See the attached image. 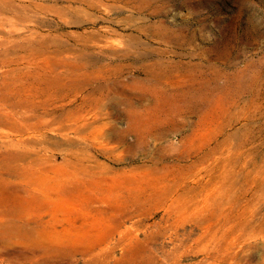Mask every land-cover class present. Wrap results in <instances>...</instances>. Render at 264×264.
<instances>
[{
  "label": "rangeland",
  "instance_id": "374dc122",
  "mask_svg": "<svg viewBox=\"0 0 264 264\" xmlns=\"http://www.w3.org/2000/svg\"><path fill=\"white\" fill-rule=\"evenodd\" d=\"M5 2L0 264H264V0Z\"/></svg>",
  "mask_w": 264,
  "mask_h": 264
},
{
  "label": "bare ground",
  "instance_id": "6f19581e",
  "mask_svg": "<svg viewBox=\"0 0 264 264\" xmlns=\"http://www.w3.org/2000/svg\"><path fill=\"white\" fill-rule=\"evenodd\" d=\"M8 12H10V3L9 2H5V0H0V13H5V14H7ZM5 18V17H4ZM10 20V19H9ZM45 37V36H44ZM46 39H48V37H46ZM54 39V38H53ZM45 40V39H44ZM43 40V41H44ZM56 40V39H55ZM47 41V40H46ZM59 42V41H58ZM53 43H54V41H53ZM55 44V43H54ZM59 44V43H58ZM43 46V45H42ZM46 48V47H45ZM39 50H37V52H38ZM41 51V50H40ZM43 51V50H42ZM44 52V51H43ZM4 111H3V109H2V107H1V105H0V116H2V113H3ZM3 117V116H2ZM2 117H0V118H2ZM4 118V117H3ZM1 120V119H0ZM5 146V148L4 147H2V145L0 144V189H2V188H4L7 184L9 185V183H10V178L9 177H7L6 175H9V176H14V175H16V174H13V171L12 170H10V152H8V149L7 148H9L10 147V143H7V144H5L4 145ZM66 163H69V161L68 162H66ZM35 169V166H33V165H31V166H28V167H26V170H25V172L27 173V174H29V178H28V180L26 181V183L28 184L27 186L28 187H25V188H23V189H18V191H20V192H25V191H28V190H30V188H31V183L32 184H35V180L33 179V176H31L30 175V173L31 172H33V170ZM41 170V169H40ZM26 175V174H25ZM20 176V175H19ZM82 183H86V181H83L82 180ZM63 189V188H62ZM20 196L22 197L23 195L20 193ZM130 197L133 199V200H136V195L132 192H130ZM8 212H10V211H8L7 210V212L6 211H4V212H0V216H1V218H3V217H5V216H7L8 215ZM10 214V213H9ZM1 221V220H0ZM6 221V220H5ZM2 222H4V221H2ZM10 222V221H9ZM8 222V223H9ZM6 224V223H5ZM4 223H3V225H5ZM13 224V223H12ZM15 224V223H14ZM13 224V225H14ZM3 225L1 226V227H3ZM16 225V224H15ZM12 226V225H11ZM17 226V225H16ZM16 226H15V228H16ZM19 226V225H18ZM17 226V227H18ZM21 226V225H20ZM22 226H24V225H22ZM21 226V227H22ZM4 228H6L5 226H4ZM8 228V227H7ZM13 228V227H12ZM19 228V227H18ZM26 228V227H25ZM1 229V228H0ZM9 229H11L10 228V225H9ZM17 229V228H16ZM20 229V228H19ZM18 229V230H19ZM24 229V228H23ZM27 229V228H26ZM6 230H8V229H6ZM6 230H4L3 229V231L2 232H6ZM13 230V229H12ZM15 230V229H14ZM13 230V231H14ZM17 230V232L16 233H18L19 231ZM21 230V229H20ZM28 230V229H27ZM22 231H25V230H22ZM32 231V230H31ZM5 232H4V234H5ZM29 232V231H28ZM27 232V233H28ZM7 233V232H6ZM10 234V233H9ZM4 237L5 238H3V236H2V238L3 239H6L7 237L4 235ZM0 238H1V236H0ZM9 239V238H8ZM7 241H9V240H7Z\"/></svg>",
  "mask_w": 264,
  "mask_h": 264
}]
</instances>
